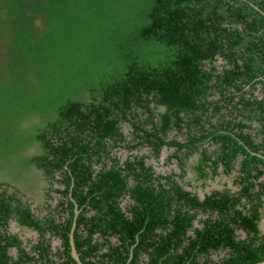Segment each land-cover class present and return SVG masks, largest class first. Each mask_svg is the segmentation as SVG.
Wrapping results in <instances>:
<instances>
[{"label":"trees","instance_id":"16d2710c","mask_svg":"<svg viewBox=\"0 0 264 264\" xmlns=\"http://www.w3.org/2000/svg\"><path fill=\"white\" fill-rule=\"evenodd\" d=\"M216 58L222 61L219 70ZM257 85L263 92L264 0H0V170L17 177L33 166L49 175L63 164L68 169L57 181L65 186L61 192L65 200L59 202L68 208L61 209L63 224L55 222L53 213L35 214L0 183V264H76L68 244L72 203L65 195L71 179L70 196L82 208L72 233L81 264H125L135 232L151 231L166 221L162 216L166 201H137L134 193L180 186L171 175L158 176L153 185L141 159L119 164L110 155L124 139L118 127L122 122L129 123L153 153L163 145L172 146L181 171L178 178L185 158L204 143L216 147L201 148L193 161L200 177L208 161L213 174L218 163L229 172L237 154L243 156L241 182L250 172L255 178L264 174V93L261 98L252 96ZM156 108L162 112L154 122ZM32 116L36 123L22 127ZM253 123L251 137L243 128L250 129ZM147 124L152 130L141 127ZM170 130L183 132L184 142H166ZM31 145L39 154L21 157ZM92 163L103 165L93 177ZM130 178L134 184L128 185ZM123 190L160 216L146 221L133 210L131 219L126 218L116 202ZM258 197L255 193L256 205ZM10 220L35 231L37 242L26 249L16 234L8 232ZM182 220L177 216L175 231L160 236L156 244L137 235L130 263H137L139 250L150 245L153 264L172 263L169 259L175 257H169V249L173 245L176 251L180 245L171 241V235L180 231ZM218 228L219 224L211 227L213 233ZM46 233L61 242L54 252L50 240L44 239ZM93 234L100 241L93 242ZM107 234L118 237V244L107 248ZM228 242L209 244L233 249L235 257L223 264L264 260V237L254 247L235 244L229 234ZM10 248L15 249L14 257Z\"/></svg>","mask_w":264,"mask_h":264},{"label":"flooded vegetation","instance_id":"af4514ba","mask_svg":"<svg viewBox=\"0 0 264 264\" xmlns=\"http://www.w3.org/2000/svg\"><path fill=\"white\" fill-rule=\"evenodd\" d=\"M221 64V59L216 58L215 65L218 70ZM263 93L264 91L261 92L260 86L257 85L252 96L261 98ZM248 96V94L244 95V97ZM160 112H162V108L153 110L152 119L154 122L157 120V114ZM118 125L119 131L124 139L111 148L110 155L115 157L119 164H122L127 159H141L144 166L150 169L148 174L151 177V183L153 185H156L158 176L171 175V178L180 186L178 189H158L154 187L136 190L134 194L136 195L137 201L138 199H148V201L151 200L156 202L161 198L164 202H167L165 204V210L162 213L166 221L160 222V224L154 226L151 231L141 228L135 232V243L128 249V258L125 264H131L130 260L133 256V250L138 242L137 235L144 236V241L148 244H151L150 242L156 244L160 236L165 237L175 231L176 227H174V222L177 216H182L183 220L178 225L180 231L176 232L175 236L171 235V241L179 243V248H176V251L179 252V257L175 256L176 251L172 245L169 249L170 253L168 254L169 257L174 256L175 258H170L169 261H172V263L170 262L169 264H223L224 261L235 257L233 249L222 245L214 248L209 244L229 243L228 234L231 241L235 244L244 243L250 245V247H254L260 243V240L264 237V186L258 187V185H264V174L255 178V172H250L249 178L241 182V175H245L239 170V164L243 158L241 154L235 156L233 160V169L229 172H224L222 166L218 163L213 174L209 163L210 161L206 162V165L202 166L205 175L204 177H200L192 168L194 165L193 161L199 158L198 152L201 151V148L212 151L216 147L214 144L204 143L201 148H198L197 151L185 158L186 160H184V165L182 167L183 175L181 178H178L181 171L180 168H178L176 159L172 157L175 151L172 146L163 145L159 152L153 153L150 147L142 143V141L135 136L134 130L129 123L122 122ZM255 126L256 124L253 123L250 129L243 128V133L247 131L250 133L251 137H253V128ZM141 127L152 130L149 124L145 126L141 125ZM232 131L236 132L237 128H233ZM138 135H140V133H138ZM184 136L185 134L181 131L177 132L170 130L165 135V141L168 142L172 139H176V141L182 143L184 142ZM108 143H110V141ZM109 145H111V143ZM27 148H32L34 150V154L27 156V158L36 156L40 152L39 148L35 145H31ZM246 151L248 152L249 150ZM182 152L183 154L185 153V151ZM258 157L262 158L260 155H258ZM213 159L214 158L211 157V160ZM105 166L108 168L109 162H106ZM102 167L103 165L101 164L92 163L90 166L91 176H96ZM31 169L34 172L28 173ZM0 171L4 172V170ZM63 171H68L65 164L62 165L60 170L53 172L52 175H49L43 169H36L34 166L22 170V172L19 171L20 174H18L17 177H13L11 172L5 171V174L15 178V180H19L21 186L19 187L11 183H6L7 181L0 183L6 184L7 193L10 194L15 192L16 196L23 203L28 204L30 210L35 214L47 216L49 213H53L55 222L63 224L65 219L64 214H61V209L68 210V208L65 202L62 206H59V202L65 200V197L61 196V192L65 190V186L57 182L62 178L61 172ZM138 182H141V180L139 179ZM127 183L131 185L134 184V181L130 178ZM249 185L250 187H248ZM72 186L73 179L70 181L68 187L69 191L65 194L72 203L71 227L68 235L71 229H76V218L82 209L78 208L76 202L70 196ZM178 193L183 195L178 196ZM255 193L259 196V203L257 205L255 204ZM29 194H38L40 196L38 207L35 206V203H33L30 196H28ZM130 194V192L123 190L116 198V202L118 203L117 206L126 218L131 219L133 210L136 211L140 218H144L146 221H149L150 217H154L153 221H155L157 217L160 216L156 209L149 212V207L152 206L148 205L146 202H143V204L137 203L135 198ZM214 201H216V205L212 204ZM218 206L222 207L221 212L218 211ZM83 208H85V211H88L86 212L88 215H92L93 212L91 208L89 209L88 206H84ZM254 213L257 214L256 218L253 217ZM13 224H16L18 228L20 227L32 232L34 234L32 237L34 238L33 241L29 237H26L25 233L13 230ZM144 224H146V222ZM216 224H219L220 228H218V231L220 232L221 229V234H219V232L213 233L214 230H212L211 227H214ZM251 226L256 229V233L251 229ZM7 229L9 233L17 235L26 249L33 243H36L39 238L35 231L25 226H19L14 220L7 222ZM225 229L229 231L225 232ZM44 239L50 240L52 252L55 251V248H60L61 242L58 238L46 233ZM97 239L98 235L93 234V242ZM105 240L107 248L119 242L118 237L109 234L106 235ZM97 241L100 240L98 239ZM185 247L186 249L184 253H182V249ZM139 251L140 252L137 254V263L135 264H153L152 245L148 246L146 251ZM8 253L10 256L14 257L15 249L10 248ZM164 258L165 256L161 257L160 260ZM174 260H177L176 263H173Z\"/></svg>","mask_w":264,"mask_h":264},{"label":"rangeland","instance_id":"374dc122","mask_svg":"<svg viewBox=\"0 0 264 264\" xmlns=\"http://www.w3.org/2000/svg\"><path fill=\"white\" fill-rule=\"evenodd\" d=\"M36 123V117L32 116L29 118H25L24 121L21 123L22 127H28L30 124H34ZM34 154V150L32 148H26L25 150H23L20 153L21 157H27V156H31ZM22 172V171H21ZM29 172H34L32 169L28 171ZM20 174V173H19ZM23 175V173H22ZM6 182V183H11L15 186H21V182L19 180H15V178L10 177L9 175L5 174L3 171H0V182ZM28 194V193H27ZM28 196H30L31 200L33 201V203H35V206L38 207L39 206V201H40V196L38 194H29ZM13 230H15L16 232H23L25 233L26 237H29L32 241L34 238H32L34 236V234L32 232H30L29 230H25L23 228H18L16 226V224H13L12 226ZM55 244V241H54ZM58 244V242H57Z\"/></svg>","mask_w":264,"mask_h":264},{"label":"water","instance_id":"95a60500","mask_svg":"<svg viewBox=\"0 0 264 264\" xmlns=\"http://www.w3.org/2000/svg\"><path fill=\"white\" fill-rule=\"evenodd\" d=\"M72 230L70 231L69 235H68V244L70 247V256L71 258L75 261L76 264H81L79 259H78V255L74 249V245H73V240H72ZM254 264H264V260L260 261V262H256Z\"/></svg>","mask_w":264,"mask_h":264}]
</instances>
